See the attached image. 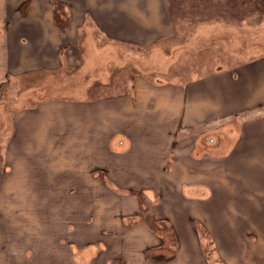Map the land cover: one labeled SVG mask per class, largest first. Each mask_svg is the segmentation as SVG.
I'll return each mask as SVG.
<instances>
[{
    "label": "crops",
    "instance_id": "obj_1",
    "mask_svg": "<svg viewBox=\"0 0 264 264\" xmlns=\"http://www.w3.org/2000/svg\"><path fill=\"white\" fill-rule=\"evenodd\" d=\"M52 1L0 0V264L17 246L19 264L53 247L68 253L52 264H208L198 229L220 264H264V54L184 83L137 76L116 97L5 106L11 82L62 68L77 31L142 49L176 36L165 0H57L66 30ZM49 187L66 208L46 209ZM94 220L104 241L86 239ZM149 220L171 226L172 258L147 255L162 246Z\"/></svg>",
    "mask_w": 264,
    "mask_h": 264
},
{
    "label": "rangeland",
    "instance_id": "obj_2",
    "mask_svg": "<svg viewBox=\"0 0 264 264\" xmlns=\"http://www.w3.org/2000/svg\"><path fill=\"white\" fill-rule=\"evenodd\" d=\"M165 2L170 9L176 32L173 40L162 41L154 48L142 49L132 44L110 42L96 31L87 36L85 29H82L72 37L65 38V45L61 51L64 60L62 68L56 73H49L50 75L28 74L13 84L11 82L5 87L2 95L5 106H11L12 101L17 102L20 95L24 106L37 102L31 97L34 94L38 98L44 96L42 98L44 100L56 96L75 100L116 97L129 92L132 81L137 76L157 83H184L191 78L211 73L214 69L232 68L264 54V0H165ZM102 77L106 78V84ZM6 112L9 115L8 107ZM2 120L0 117V128L4 126ZM185 135L184 132L181 133V137ZM198 141L211 146L207 137L203 136ZM1 147L0 139V150ZM1 159L0 155V161ZM54 190L55 188L49 187L46 209L56 211L66 208L67 203H59ZM95 206L97 208L98 205ZM83 207L85 206H80V209ZM96 224L94 220L89 229L95 233L91 237L86 236L90 242L96 239L104 241L100 239L104 236L99 235ZM84 227L89 228L80 222V228L88 231ZM200 233L198 229L199 241L200 237L203 239L204 259L208 264H220L210 239ZM74 238L82 243L85 237L76 235ZM32 247L34 253L40 254L37 252L40 248L39 239L36 243L34 241ZM11 252L14 254L6 255L10 261L5 258V262L1 260L2 264L21 263L27 251L22 249V246H17L12 248ZM66 253L68 252H60L53 247L48 256L50 258L59 256V259H62ZM74 254H77V251ZM49 259L43 264H52Z\"/></svg>",
    "mask_w": 264,
    "mask_h": 264
},
{
    "label": "trees",
    "instance_id": "obj_3",
    "mask_svg": "<svg viewBox=\"0 0 264 264\" xmlns=\"http://www.w3.org/2000/svg\"><path fill=\"white\" fill-rule=\"evenodd\" d=\"M52 11L58 28L62 30H66L69 25L68 20L70 21L67 7L60 2L52 1ZM42 98L41 97L38 98L36 96V99H42ZM148 226L154 233L158 234L161 237L162 246L157 249L149 250L147 252V255L150 257L157 256L164 260L172 258L176 253L177 240L175 238L171 226L167 225L163 221H153V220L148 221Z\"/></svg>",
    "mask_w": 264,
    "mask_h": 264
}]
</instances>
